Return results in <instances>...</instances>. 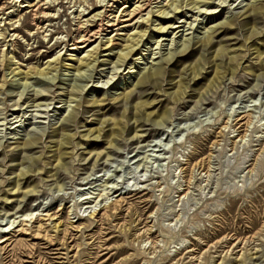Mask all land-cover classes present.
Returning a JSON list of instances; mask_svg holds the SVG:
<instances>
[{
	"label": "rangeland",
	"instance_id": "rangeland-1",
	"mask_svg": "<svg viewBox=\"0 0 264 264\" xmlns=\"http://www.w3.org/2000/svg\"><path fill=\"white\" fill-rule=\"evenodd\" d=\"M214 1L202 9L217 8L215 14L187 11L177 15L174 24L184 26L170 29L173 33L162 41L165 46L156 44L162 35L154 29L171 20H158L150 29L155 38L140 45L141 59L132 56L124 66L114 68L107 61L86 70L81 78L75 68L83 53L65 51L75 27L72 12L80 4L87 12L96 11L98 0H56L60 17L50 23L52 35L46 40L41 35L29 36V2L21 7L17 3V13L4 16L9 17L6 25L0 24L4 36L17 29L23 37L14 46L5 45L4 37L0 38V240L7 234L9 238L0 242V264H264V9L244 15L250 4L260 1L264 5V0ZM233 17L232 25H218ZM253 25L258 34L247 39ZM213 29V46L202 45L200 39ZM132 32L126 28L109 34L115 52L124 47ZM182 34L191 40L190 48L167 64L170 52L182 48ZM61 41L66 43L56 45ZM4 49L13 51V67L24 72L44 67L61 49L66 53L63 59H68L63 63L69 65H59L49 78L32 73L29 86L23 88L17 83L25 74L9 75ZM215 53H220L216 62L224 63L235 55L232 63L238 68L234 75L221 67L226 73L210 83L214 67L207 64L199 83L192 84L183 99L175 100L170 92L189 77V67L206 59L209 62ZM109 60H115L113 53ZM150 66L163 67L165 78L157 86L138 87L132 98L123 99L131 91L136 71ZM131 68L135 72L128 74ZM5 78L9 83L16 78L13 87H2ZM75 83L80 85L81 95L77 102L65 103L62 100ZM37 91L47 95L44 102L48 106L14 105L20 97L33 98ZM79 100L81 107L76 106ZM144 100L152 102L147 112L168 110V121L139 127L143 134L139 139L132 138L133 133L115 136L119 144L107 158L113 137L95 139V129L108 120L104 135L108 134ZM70 109L77 110L76 120H65ZM133 124V120L128 123ZM90 129L96 133L83 136ZM63 133L74 137L69 154L63 157L67 167L59 170L56 158L63 151L57 148ZM30 137H40L32 149L23 145V139ZM98 153L99 159L93 163ZM35 158H40V171L22 180L14 191L19 168ZM32 188L37 191L24 198ZM114 192L123 196L115 197ZM87 195L91 198L84 199ZM110 199H118L121 206L89 216L93 207L99 209ZM21 210L39 214L36 222L22 223L27 231L22 225L15 227L23 211L15 212ZM47 212L54 215L53 222L47 219ZM14 217L18 222L11 225ZM54 221L61 222L58 230ZM39 226L41 234H35Z\"/></svg>",
	"mask_w": 264,
	"mask_h": 264
},
{
	"label": "bare ground",
	"instance_id": "bare-ground-1",
	"mask_svg": "<svg viewBox=\"0 0 264 264\" xmlns=\"http://www.w3.org/2000/svg\"><path fill=\"white\" fill-rule=\"evenodd\" d=\"M165 1L166 0H98V3H100L99 7L96 9V11L93 10L89 12L86 11L87 8H84V5L80 4L72 12L73 20L75 21V27L73 31L69 34L70 36L68 40V42H70L69 49H68V43H66L65 41L56 42V45L60 46L63 43H66L65 48L67 47V50L65 51H73V52L80 51V53H83L81 57H77L78 58L77 62L79 64L75 68L76 74L81 78L85 76L86 70L91 69V68H97L99 65H102V66L106 65L107 61H110L111 63H113L114 65L113 68H114L117 66L119 67L124 66L127 63V60L132 56H136L137 59H141L142 57H138L140 54L139 52L140 45H142V43L144 44L145 40H148L149 38L150 39L155 38V34L154 33L152 34L150 32V29H151V26L154 25L156 21L171 20V22L167 25L162 24V22L158 23V25L160 26L159 27L155 26V29H154L155 31H157L159 34L162 35L158 40H156V44L158 46H165L162 44L163 43L162 41L167 40L165 38V35H168V34L170 35L173 33V32L169 33L170 29L172 28L181 29V27L184 26V25L180 26V25L174 24L176 23L175 19L177 15H180V14L184 15L187 11L195 12V15L215 14L217 10V8L209 10V11L205 10L207 8L202 9V6L212 5L215 2L214 0H172L170 1L168 5L164 4ZM1 2L3 3L0 5V24L4 22V25H6V22H5L6 19H8L10 16H13L14 13H17L18 11V8H16L17 3L19 4L18 7H21V6H24V4L22 3L29 2V4L26 5L28 7H31V13H32V23L29 25L26 24L27 27L31 28V30L29 31V36L30 35L32 36L41 35L45 40L48 39L52 35L51 30H50L51 28L50 23L60 17L59 10L56 9L58 6V4H55L56 0H37V2L35 3L32 2L33 4L30 2V0H0V3ZM218 4L219 3H217V6ZM221 4L219 6H221ZM263 9H264V5L260 3V1L257 4L252 3L248 6L244 15L252 16L255 13L262 12ZM5 15L9 17H4ZM154 16H157V18L153 20ZM197 18L198 17L196 16L194 20H197ZM234 20L235 18L233 17V18L227 19L226 21L219 22L218 25H221V27L225 25H232L234 23ZM189 23L192 24V22H189ZM126 28H131L133 32L130 33V35L128 36L127 43L124 45V47L115 52V47L110 45V42L112 40L108 38L109 34L113 32L114 30H125ZM12 30L13 32L9 34L8 36H4L5 34L3 33V31L2 32L0 31V38L2 36L4 37V41L6 42L5 45L14 46V42H16L17 39H20L23 37L20 34L19 30L17 29L15 30L12 29ZM180 31L181 30H178L177 32H174V33L178 34ZM215 31L216 29L207 31L205 38L203 40L200 39L202 45L209 46V47L213 46L214 37L212 33H214ZM249 32L250 33L247 39H250L258 34V32L255 30V25L251 26V31ZM181 36H183V40H184V42L181 45L182 48L180 50H177L174 53L170 52V55L165 58L167 64H169L173 60L176 54L186 52L190 48L191 40L187 38L185 39L184 34H182ZM7 37H11L12 39L10 38V40H7L6 39ZM171 40L174 41L173 38ZM10 41H12L11 44H9ZM10 46L8 47V49L10 48ZM102 46H105V47L102 48ZM8 49L7 51L5 49L3 51V61H5L7 69L9 70V75L12 74L13 77H15L21 74H25L21 78V80L23 79V81H20L19 83H17L19 84L20 87H23V88L29 86L28 78L32 73H35L40 78H49L48 77L49 74H52V72L59 70V67H60L59 65L61 66L62 64H64L65 66L69 65L67 62L63 63V61L68 60V59H63V55H66V53H62V49H61L55 55L48 58V60L44 63V67L38 66L35 68L34 72H32L31 69L27 72H24L20 69L19 66L13 67V65H16L15 63L16 56L12 50L8 51ZM105 51H109V52L102 55L101 53ZM223 51H225V53H229L227 49ZM257 52L259 53V55L262 54L259 48L257 49ZM112 53L115 58L114 61L109 60V57H111ZM153 54H155V52ZM218 55H220V53L213 54V56L210 57L211 60L209 62H207V59H206V62L203 64L195 63L194 65L190 66L188 69L190 70L189 77L176 83L173 87L174 90L170 92V95L177 101L183 99L188 89L191 87V85L199 83L198 80H199V77L203 74L205 65L210 64V63H213V67H214L212 71L213 77L210 83H213L214 81L220 79V77H222L220 76V73H226V71H228L230 75H234V73L237 71V68H238V65L232 63L235 60V55H230L229 61L226 63H224L222 60L220 62H216V58ZM103 56H107V57L101 59L100 57H103ZM69 60H74V59L69 58ZM132 67H136V66H132ZM221 67H225L226 71H223V68L221 69ZM134 69L135 68L130 70L128 74L134 73L135 72ZM146 69L144 68V71L143 70L136 71L137 73L134 76L135 79L133 80L131 91L129 93L124 94L123 99L124 98L128 99L130 96L132 98L135 89L138 87L145 88L146 86L151 85V84H154L157 86L159 81L165 78L166 76V71L163 67L153 68L152 66H150L147 70ZM263 74L264 73H262V75ZM257 76H259V74ZM15 80L16 78L14 79L13 82L9 83L7 81V78H5L2 84V87H5V86L10 87L11 85L13 87V85L15 84ZM68 91H67L68 94L66 93L67 98L62 101H65V103L77 102L79 99L78 97H80L81 95L80 85L75 83L72 85V87ZM39 95H40V92L37 91L35 96H33V98L25 97L24 99H22V97H20L19 100H17L14 103V105L20 106V107H24V105H26V107L42 106V105L48 106L49 103L44 102L48 99L46 97L47 95L45 94H42L40 96ZM150 104H152V102H149L148 100H144V101L136 103L132 107V110H130V112L126 114V116H124L125 121L116 122L115 126L112 127L110 129V132L106 135H104L106 133L104 124L107 122V126H108L109 124L108 120H104L102 122V127H98L95 129L97 131L96 135H94V133L96 132H94L93 129H90L83 136H86L89 138L94 135L95 139H100L104 136H109V137L112 136L113 138L109 141V151L107 152V158H109L111 156V153L114 152L112 151L113 147H116L119 144L117 141L115 142L116 140L115 136L124 137L125 135H130L133 133L132 138L139 139L143 135L139 133L140 132L139 127H143L148 122H151L154 124L155 123L165 124L168 121L170 114H171L168 110L162 113H159V114H154L153 112H147L146 111L147 106ZM68 106H71V105L69 104ZM76 106L77 107L82 106V104L80 103V100ZM76 114H77V110L73 109L70 113V116L68 118H65V120H71V119L76 120ZM130 120L134 121V124L132 126L128 125ZM60 129H62L63 131L66 130V128H63V127H61ZM73 137H74V134L63 133V140L61 141L60 146L57 148V150L60 149V151H63L62 154L58 155L56 158L57 168L59 170L67 167L66 165L68 162H64L63 157L69 154V151L67 149H69L70 148L69 146L72 145ZM39 141H40V137H30L28 139H23V145L25 148L32 149L36 144L39 143ZM99 156L100 154L98 153L93 163H96L98 161ZM39 161H40V158H35L31 162H29V164L23 166L22 168H19L16 178L13 180L14 191L19 190L20 186L22 185V182H21L22 180L27 181L28 177L31 176L32 173L40 171V169H38L37 167ZM56 174L57 172H55L53 175H56ZM58 186L61 187L62 184ZM35 191H37L35 188L29 189L25 192V195L23 197L26 198L27 196H29L31 193H34ZM121 195L122 193L120 194L116 193L115 197H118ZM90 198L91 196H88V195L84 197V199H90ZM119 205H120V202L118 199L117 200L110 199L109 202H106L103 205L101 204L100 205L101 207L99 209L97 207H93L92 210L90 211L89 216L96 217L97 214H99L101 210H105V211L114 210V209H117ZM22 211L23 210L17 211L15 212V214L22 212ZM45 215L48 216L47 219L51 222H53V220L55 219L54 215L50 214V212H47ZM38 216L39 214L37 215V210H30L27 212L23 211L22 214L19 216L21 218L19 219V225L17 224V226L15 227H18L22 225V223H25L27 221L31 222L33 219H35V221H32L34 223L38 220ZM16 219L17 217H14V219L10 221L11 225H14L16 222H18L16 221ZM60 225H61V222L56 223L54 221L53 227H55L58 230ZM23 229L27 231L28 227L27 228L23 227ZM41 231H42V226H39L37 229L34 230L35 234H41ZM61 232L63 231L61 230ZM8 240L9 238L7 234L2 238V240H0V242L5 243Z\"/></svg>",
	"mask_w": 264,
	"mask_h": 264
}]
</instances>
